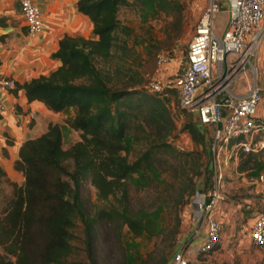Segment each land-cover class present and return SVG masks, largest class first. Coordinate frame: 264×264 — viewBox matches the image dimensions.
I'll use <instances>...</instances> for the list:
<instances>
[{"label":"trees","instance_id":"1","mask_svg":"<svg viewBox=\"0 0 264 264\" xmlns=\"http://www.w3.org/2000/svg\"><path fill=\"white\" fill-rule=\"evenodd\" d=\"M131 1L147 9L180 11L174 0ZM129 2L77 0V11L91 22L92 37L64 35L51 54L60 65L48 75L17 83L12 89L14 94L23 89L29 102L39 101L53 113L75 108L76 115L65 123L79 132V140L63 148L60 126L49 123L44 133L19 147L14 169L23 175L21 184L11 182L0 166V191L3 183L12 187L0 214V264H82L72 257L77 220L83 227L87 264H99L94 246L99 222L126 225L134 237L162 232L156 221L158 209L131 214L125 205L128 181L144 186L158 177L153 165V150L158 144L129 160L135 138L127 131V117L133 111L144 117L147 125L164 128L167 135L172 121L165 97L170 92L176 96V92L167 87L149 96L135 89L112 88L109 78L95 65V60L112 56L121 29L128 34L129 29L118 18V9ZM7 26L5 17H0V27ZM186 128L195 141L203 134L204 128L197 123H189ZM242 155L246 160L238 167L239 172L258 168L256 153ZM195 176L197 180L189 178L185 188L189 199L211 186L210 162ZM86 183L95 189L99 201L112 197L119 205L91 213L82 192ZM122 250L124 253L123 246ZM170 259L161 264H168ZM123 260L127 261L125 253Z\"/></svg>","mask_w":264,"mask_h":264},{"label":"rangeland","instance_id":"2","mask_svg":"<svg viewBox=\"0 0 264 264\" xmlns=\"http://www.w3.org/2000/svg\"><path fill=\"white\" fill-rule=\"evenodd\" d=\"M8 1L12 15L7 17V24L18 26L23 21L19 16L18 1ZM209 1L174 0L180 6V11L147 9L131 0L128 4L121 5L118 18L121 25L129 29L128 34L121 29L117 34L118 40L112 56L107 60H95V65L109 78L112 88L135 89L151 96V78L159 77L164 82H172L177 65L184 58L194 27ZM216 27L218 28L217 22ZM21 29L23 30L22 26ZM159 54L171 56L174 61L159 66ZM253 64L262 88L257 115L263 126V130L254 140L264 141V48ZM250 75L248 74L249 78ZM240 83L242 81L234 82L235 92L238 91ZM165 100L172 121L167 135H164V128L147 125L144 117L134 115L133 111L127 117V131L135 138L133 149L128 154L129 160H135L151 145L158 144V148L153 150V165L158 177L144 186L128 181L125 201L131 214L140 210L153 212L158 209L156 221L162 232L155 236L143 233L134 237L126 225L118 227L117 222H99L94 242L99 264H161L163 260L167 262L181 242L189 236L193 197H187L185 188L189 184V178L196 181L198 176L195 173L202 172L210 162L213 126L208 125L202 129V136L195 141L186 128L187 124L196 123L194 117L178 107L177 98L172 92L166 95ZM166 126L170 127L167 124ZM256 154L259 161L256 169L238 171L240 164L246 160V156L240 151L237 158H231L223 168V184L227 196V201L223 204L231 209L228 221L223 222L225 239H221L212 252L196 256L190 264H264V246L256 247L252 242L243 239L248 235L255 216L264 213V149ZM247 166H252V162ZM261 175L263 181H259ZM82 192L91 213L99 208L119 205L112 197L106 202L99 201L95 189L88 183L83 186ZM11 193L12 187L3 183L0 191V214ZM117 198H120V194ZM234 217L238 218L234 220L235 233L232 228ZM74 235L76 250L72 257L87 264L83 227L79 220L74 228ZM202 238L201 236L198 240ZM122 246L127 255L126 262L123 260Z\"/></svg>","mask_w":264,"mask_h":264},{"label":"built area","instance_id":"3","mask_svg":"<svg viewBox=\"0 0 264 264\" xmlns=\"http://www.w3.org/2000/svg\"><path fill=\"white\" fill-rule=\"evenodd\" d=\"M28 32L42 31V14L36 0H18ZM229 15L221 33L215 30L216 17L221 11L219 0H210L194 27L183 60L177 65L172 82L153 77L151 93L174 88L178 107L191 114L205 128L213 126L211 136V186L195 192L192 201L191 229L168 264H190L199 255L212 252L220 243L223 223L216 216L219 206L227 201L223 168L237 153H259L264 141L254 140L263 130L257 112L262 88L254 62L264 43V0H227ZM174 58L158 55L159 66ZM250 75V78L248 77ZM236 80L242 81L238 91ZM14 87L12 79L0 77V91ZM244 89V90H243ZM243 90V92H242ZM6 107L0 99V118ZM29 119L34 118L28 112ZM263 181V176L259 177ZM251 242L264 246V213L255 216L251 225ZM201 240H198L200 237ZM200 241V242H198Z\"/></svg>","mask_w":264,"mask_h":264},{"label":"crops","instance_id":"4","mask_svg":"<svg viewBox=\"0 0 264 264\" xmlns=\"http://www.w3.org/2000/svg\"><path fill=\"white\" fill-rule=\"evenodd\" d=\"M76 1L36 0L42 14V31L40 33H29L24 21L18 26L9 24L7 27H11L12 31L2 35L3 37L0 39V77L12 79L15 87L17 83L22 84L31 78L48 75L60 65L59 60L52 58L51 54L56 51L58 41L64 35L92 37L91 22L88 17L77 11ZM219 2L221 11L220 15L216 17L218 28L215 23V30L221 33L228 19L229 2L227 0H219ZM7 5L8 7H6ZM10 7L8 0H0V17H5L7 23H9L7 17L12 15ZM19 16L22 18L21 11ZM263 48L264 43L260 47L258 55L263 51ZM12 89L5 92L0 91V99L6 107L5 113L0 118V166L11 182L21 184L23 175L14 169V162L18 159L19 147L25 140L44 133L49 123H57L61 128L62 146L68 148L79 140V132L71 129L65 123L66 120H71L76 115L75 108L70 107L53 113L39 101L29 102L23 89H18L15 94ZM28 112L34 113L33 119H29ZM226 207V204H222L216 212L217 218L222 223L229 219L228 213L231 209ZM236 219L238 218L232 219L234 233V220ZM222 239H225V235ZM243 239L246 242H251V230Z\"/></svg>","mask_w":264,"mask_h":264},{"label":"water","instance_id":"5","mask_svg":"<svg viewBox=\"0 0 264 264\" xmlns=\"http://www.w3.org/2000/svg\"><path fill=\"white\" fill-rule=\"evenodd\" d=\"M12 31L11 27H0V35L7 34Z\"/></svg>","mask_w":264,"mask_h":264}]
</instances>
